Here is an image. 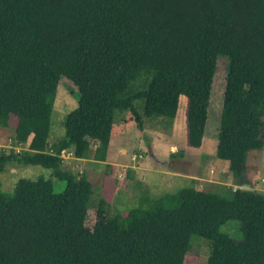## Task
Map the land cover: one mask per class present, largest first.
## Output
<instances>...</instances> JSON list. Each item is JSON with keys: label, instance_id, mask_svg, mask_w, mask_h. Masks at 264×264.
Returning <instances> with one entry per match:
<instances>
[{"label": "trees", "instance_id": "obj_1", "mask_svg": "<svg viewBox=\"0 0 264 264\" xmlns=\"http://www.w3.org/2000/svg\"><path fill=\"white\" fill-rule=\"evenodd\" d=\"M227 79L216 155L234 179L264 149V0H0V129L13 126L25 150L8 165L41 166L66 182H0V264H184L193 238L208 264H264V194L183 187L113 212L87 175L65 171L64 155L106 162L117 112L162 120L184 113L186 146L204 143L218 59ZM62 77L79 90L66 136L50 144ZM183 101V102H182ZM184 104V112H182ZM239 222L242 239L221 228Z\"/></svg>", "mask_w": 264, "mask_h": 264}, {"label": "rangeland", "instance_id": "obj_2", "mask_svg": "<svg viewBox=\"0 0 264 264\" xmlns=\"http://www.w3.org/2000/svg\"><path fill=\"white\" fill-rule=\"evenodd\" d=\"M227 60L218 59V69L214 78L202 149L195 150L186 146V125L184 113L174 121L173 128L167 129L162 120H152L144 116V103H136L141 121L128 111L117 112L106 162L94 159L95 145L91 157L77 159L73 154L64 157L65 171L78 177L87 175L93 183L96 194L94 199L105 196L112 205L113 212L129 210L138 201L141 193L149 192L157 197L166 192H175L183 187L204 191L223 192L228 187L251 190L264 194V149L252 152L248 162V172L234 179L229 170V162L217 157V145L224 94L227 79ZM79 90L62 77L52 113L49 143L52 145L66 136L65 122L69 114L79 104ZM184 104L182 112H184ZM0 129V152L27 149L14 140L13 126ZM264 139V132L262 134ZM51 180L54 192L61 194L66 182L53 177L52 170L41 166L8 165L0 173L4 193H11L21 179L36 181ZM237 221H229L222 226L221 232L240 241L242 234ZM192 253L185 258L184 264H208L209 244L194 237Z\"/></svg>", "mask_w": 264, "mask_h": 264}, {"label": "crops", "instance_id": "obj_3", "mask_svg": "<svg viewBox=\"0 0 264 264\" xmlns=\"http://www.w3.org/2000/svg\"><path fill=\"white\" fill-rule=\"evenodd\" d=\"M183 102V101H182Z\"/></svg>", "mask_w": 264, "mask_h": 264}]
</instances>
